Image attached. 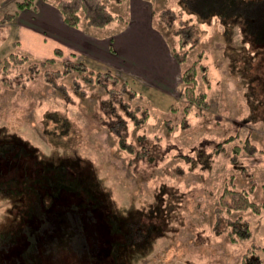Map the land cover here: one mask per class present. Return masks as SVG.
Masks as SVG:
<instances>
[{
	"label": "rangeland",
	"instance_id": "obj_1",
	"mask_svg": "<svg viewBox=\"0 0 264 264\" xmlns=\"http://www.w3.org/2000/svg\"><path fill=\"white\" fill-rule=\"evenodd\" d=\"M153 1L156 26L161 27V10L173 8L199 28L198 44L187 52L188 60L181 67L194 61L207 65L206 78L199 72L197 88L208 93V108L192 113L181 102L180 109L173 110L178 97L159 90L151 89L143 98L129 99L127 94L132 107L149 109L147 121L136 125L125 107L113 104L106 88L84 81L76 71L54 75L66 86L56 88L46 81L44 70L25 77L24 66L19 84L0 81V145L18 135L45 155L64 163L72 159L87 182L86 175L94 167L96 180L116 212L137 218L134 234L139 236L141 251L134 250L129 264H240L250 247H257L264 260L260 249L264 209L229 214L250 221V238L234 241L227 231L214 228L226 186L246 189L254 201L264 200V68L257 67L263 61L257 58L261 52L243 41L238 24L225 27L217 16L202 19L188 12L182 0ZM109 7L121 18L126 14L116 0ZM162 32L170 48L176 44L170 31ZM5 39L7 30L0 27V59L14 51L12 41ZM58 57L43 69H62L66 60L82 61L71 55ZM50 112L55 120L46 118ZM5 146L0 147L1 173L10 167ZM206 156L211 158L208 166L203 163ZM12 202L0 194V264H10V245H3L10 230L7 208ZM105 229L98 221L89 232L109 236ZM126 238L129 242L131 236ZM109 263L114 262L106 257L93 262Z\"/></svg>",
	"mask_w": 264,
	"mask_h": 264
},
{
	"label": "trees",
	"instance_id": "obj_2",
	"mask_svg": "<svg viewBox=\"0 0 264 264\" xmlns=\"http://www.w3.org/2000/svg\"><path fill=\"white\" fill-rule=\"evenodd\" d=\"M32 1L23 0L18 3V7L30 6ZM110 1L56 0V5L64 21L71 26H78L85 21L89 26L106 28L120 17L110 9ZM116 1L121 3L123 0ZM182 1L188 12L202 19L217 16L225 27L238 24L243 33V41L250 44L249 48L261 52L257 58L263 61H258V69L264 68V0ZM6 17L11 18V15ZM158 19L161 27H157L161 31H170L177 40L171 47L174 56L180 64L186 62L187 52L198 44L199 28L191 20L178 15L173 8L161 10ZM56 53L60 55L59 51ZM0 62V81L10 85L19 84L24 76V66L27 70L25 77L44 70L46 81L56 88L66 86L58 82L54 75L76 71L84 81L106 88L111 93L113 104L125 107L129 119L136 125H141L149 117L148 108L142 105L132 107L128 99H125L127 94L129 99L143 98L144 94L136 89L132 81L121 80L111 69L96 71L87 62L66 60L62 63V69L50 71L43 67L47 63H56V58L39 59L17 49L0 59ZM200 70L203 72L201 76L206 78V64L199 65L198 61H194L188 66H182L183 87L178 95V103L172 105L173 110L180 109L181 102L192 113H196L198 108L209 107L208 93L197 88ZM46 118L53 120V113H48ZM14 136H10V143L0 145H8L3 150L6 151L5 162H10V167L5 169L8 172H0V194L13 201L7 208L11 214L10 230L5 232L7 239L3 245H10V264H93L104 257L114 262L109 264H129L128 258L134 250L141 251L138 249L139 236L134 234L138 228L137 218L131 220L129 213L124 216L116 212L108 194L102 190L99 179L96 180L95 168H90V175H86L87 182L81 176L82 170L74 165L72 159L64 163L52 155L41 153L22 137ZM6 148L10 149V154ZM204 159V165L208 166L211 158L206 156ZM3 161L4 158H0L1 164ZM248 209L260 212L264 209V200L254 201L246 189L226 186L220 196L214 228L227 231L234 241L250 238L253 233L250 221L242 215L235 218L229 215L235 210ZM98 221L105 225L109 236H100L97 231L95 237L89 232ZM126 237L130 238L129 242ZM107 238L110 240L108 247ZM260 249L264 253V244ZM263 262L257 247H250L244 252L240 264Z\"/></svg>",
	"mask_w": 264,
	"mask_h": 264
},
{
	"label": "crops",
	"instance_id": "obj_3",
	"mask_svg": "<svg viewBox=\"0 0 264 264\" xmlns=\"http://www.w3.org/2000/svg\"><path fill=\"white\" fill-rule=\"evenodd\" d=\"M21 1L0 0V15H11L0 18V27L6 28L5 40L12 41V50L39 59H58L59 51L94 67L120 72L147 97L151 89L178 97L182 67L154 24L153 0L122 1L125 16L106 28L85 21L78 26L67 24L56 1L33 0L30 6L19 8Z\"/></svg>",
	"mask_w": 264,
	"mask_h": 264
}]
</instances>
